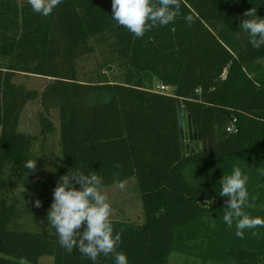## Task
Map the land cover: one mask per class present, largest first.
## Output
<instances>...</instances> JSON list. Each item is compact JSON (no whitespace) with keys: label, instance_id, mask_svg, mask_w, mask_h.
Returning <instances> with one entry per match:
<instances>
[{"label":"trees","instance_id":"1","mask_svg":"<svg viewBox=\"0 0 264 264\" xmlns=\"http://www.w3.org/2000/svg\"><path fill=\"white\" fill-rule=\"evenodd\" d=\"M111 5L62 0L43 16L29 3L0 0V264L44 257L93 264L61 247L54 227L19 228L18 206L7 202L18 185L36 193L46 164L32 156L34 138L18 130L21 113L39 97L14 82L19 74L53 79L39 119L51 134V111H59V175L95 171L102 188L136 179L144 223L110 220L128 264H169L175 252L205 263L263 264L264 227L236 235L235 221L223 220L219 181L241 168L249 177L243 211L264 218V46L254 48L240 27L248 9L264 18V0H181L173 23L142 38L112 19ZM92 40L112 48L105 66L117 64L121 82H79L77 61L94 51ZM156 84L173 93L155 91ZM179 103L205 143L202 153L183 156ZM29 160L35 171L25 167ZM95 264L115 261L100 255Z\"/></svg>","mask_w":264,"mask_h":264},{"label":"clouds","instance_id":"2","mask_svg":"<svg viewBox=\"0 0 264 264\" xmlns=\"http://www.w3.org/2000/svg\"><path fill=\"white\" fill-rule=\"evenodd\" d=\"M28 3L34 12L49 16L62 0H28ZM111 7L112 19L135 37L142 38L154 27L173 23L180 14L181 0H112ZM243 15L249 18L243 19L240 27L248 33L251 45L261 48L264 46V18L257 16L256 8L246 10ZM185 19L189 25L193 22L192 15ZM25 167L35 171L37 161L29 160ZM260 171L264 175V170ZM248 179L241 168L234 166L231 174L219 181V195L227 198L223 220L229 227L235 221L236 235L240 238L246 229L264 227V218L251 217L243 211L249 200ZM102 184L103 178L95 171L86 175L82 171L70 170L60 176L47 221L55 228L60 246L68 253L76 249L93 264L100 255H112L115 264H128L126 254L117 251L122 243L121 233L114 232L112 227L110 217L114 209L107 202V195L101 191ZM117 184L123 189V182L118 181ZM76 185L80 188L77 189ZM34 206L40 207L41 201L37 199ZM252 234L256 235V232ZM21 264L28 262L22 259Z\"/></svg>","mask_w":264,"mask_h":264},{"label":"rangeland","instance_id":"3","mask_svg":"<svg viewBox=\"0 0 264 264\" xmlns=\"http://www.w3.org/2000/svg\"><path fill=\"white\" fill-rule=\"evenodd\" d=\"M21 3H28V0H20ZM110 43V42H109ZM91 46L94 51L84 55L77 61L78 80L81 83L98 82L110 80L121 82L122 71L117 64H111L106 68L105 64L112 57V48L99 41L92 40ZM264 67V59L260 61ZM14 82L23 85L27 90L36 91L39 97L27 104L21 113L19 132L30 135L34 138L32 145V156L34 159L41 158L46 161L44 166V176L36 193H31L23 185H18L7 197L8 203L16 202L19 209V219L17 226L35 231L52 229V225L47 221V213L53 202V192L61 175L58 169L62 163L60 154V114L58 110L51 111L50 119L54 127V132L46 134L43 132L39 115L43 108L41 105V95L49 85L48 80L31 75H16ZM169 89L167 94H172ZM9 172V170H8ZM107 195L108 203L114 209L110 220H120L128 223L143 224L144 211L141 195L136 179H131L124 184L123 189L116 186L101 188ZM41 201L40 207H35V201ZM43 221V222H41ZM39 264H54L52 257H44ZM169 264H215L205 263L194 255H186L175 252L171 255Z\"/></svg>","mask_w":264,"mask_h":264},{"label":"water","instance_id":"4","mask_svg":"<svg viewBox=\"0 0 264 264\" xmlns=\"http://www.w3.org/2000/svg\"><path fill=\"white\" fill-rule=\"evenodd\" d=\"M178 121L183 156L186 157L204 152L205 143L199 137L197 129L193 127L192 118L188 114L187 108L182 106L181 103H179L178 108Z\"/></svg>","mask_w":264,"mask_h":264},{"label":"built area","instance_id":"5","mask_svg":"<svg viewBox=\"0 0 264 264\" xmlns=\"http://www.w3.org/2000/svg\"><path fill=\"white\" fill-rule=\"evenodd\" d=\"M154 88H155V91H158V92H166V93H168V90H169L165 86L158 85V84H156Z\"/></svg>","mask_w":264,"mask_h":264},{"label":"crops","instance_id":"6","mask_svg":"<svg viewBox=\"0 0 264 264\" xmlns=\"http://www.w3.org/2000/svg\"><path fill=\"white\" fill-rule=\"evenodd\" d=\"M19 2H20V0H19ZM20 3H21V2H20ZM21 4H22V3H21ZM37 77H38V76H37ZM41 78H44V77H41ZM44 79L48 80V83H49V84L53 81L52 78H44Z\"/></svg>","mask_w":264,"mask_h":264}]
</instances>
